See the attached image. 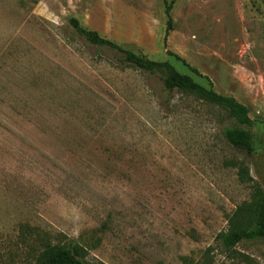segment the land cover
I'll list each match as a JSON object with an SVG mask.
<instances>
[{"label": "rangeland", "instance_id": "obj_1", "mask_svg": "<svg viewBox=\"0 0 264 264\" xmlns=\"http://www.w3.org/2000/svg\"><path fill=\"white\" fill-rule=\"evenodd\" d=\"M167 1L169 34L165 0H0V264L49 242L86 264H264V238L217 240L264 186V0ZM72 18L235 97L263 146L232 147L226 111L119 67Z\"/></svg>", "mask_w": 264, "mask_h": 264}, {"label": "trees", "instance_id": "obj_2", "mask_svg": "<svg viewBox=\"0 0 264 264\" xmlns=\"http://www.w3.org/2000/svg\"><path fill=\"white\" fill-rule=\"evenodd\" d=\"M166 14L168 17L167 34L172 29L173 19L171 10L173 3L165 0ZM71 23L77 32L88 42L100 48H107L116 53L117 64L121 68H132L137 71L155 75L162 73V82L169 92H178L196 101H201L226 111L236 124L223 128L225 140L235 149L253 156L263 146V141L244 126L253 125L246 105L235 97L217 92L212 85L205 86L198 82L192 75L180 72L168 60H154L141 51L131 49L112 41L99 32L83 26L78 19L72 18ZM198 73V70L192 68ZM238 175L243 182L254 180L249 169L239 163ZM264 179V171L262 173ZM229 229L217 235V240L226 252H230L242 241H253L264 238V186L258 187L256 196L250 203L240 205L228 217ZM84 248L76 243L67 244L47 243L37 258L36 264H86ZM185 261H187L185 259Z\"/></svg>", "mask_w": 264, "mask_h": 264}]
</instances>
